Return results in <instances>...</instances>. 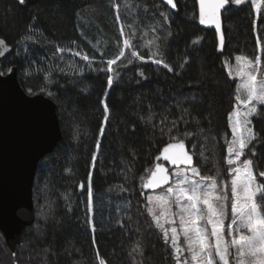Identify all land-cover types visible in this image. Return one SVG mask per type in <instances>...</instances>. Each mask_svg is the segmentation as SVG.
<instances>
[{"label": "trees", "instance_id": "obj_1", "mask_svg": "<svg viewBox=\"0 0 264 264\" xmlns=\"http://www.w3.org/2000/svg\"><path fill=\"white\" fill-rule=\"evenodd\" d=\"M119 2L123 5L124 0ZM157 2L160 8L170 11L161 0H130V10L121 7L119 12L112 0H26L25 5H19L17 0H0V38L12 48L0 68L15 67L26 93L31 88L34 95L43 94L56 104L61 130L57 146L37 166L33 186L35 222L21 234L15 256L0 233V264H99L100 259L106 264H127L126 253L136 241L142 247L144 264H175L172 249L142 207L146 202L140 195L141 185L161 150L172 142L166 129L161 134L159 121L167 108H171L170 118L175 119L182 111L176 101L188 98L185 106L196 104L193 115L199 113L196 120L200 123L193 120L180 127H188L196 134L191 142L185 141L190 151L192 142L203 146L204 154L197 151L194 160L207 174L215 175L226 168L225 137L231 139L229 115L235 111L237 93L225 63H233L237 55L252 59L259 54L256 40L264 34V0L260 13L252 9L251 1L224 11L225 46L221 53L217 51L215 32L204 30L195 22L197 0H177V12L170 11L172 23L164 24L163 29L159 28L163 17L155 6ZM30 25L35 32L28 31ZM121 28L136 33L133 44L145 57L159 45L173 72L150 61H136L131 51L125 50V57L118 63L127 66L117 69L119 76L114 77L113 86L108 89L106 73L90 70L80 56L66 50L63 60L59 59L61 54L52 59L58 47L76 49L71 43L75 40L82 54L93 60V67L106 68V64H100L101 58L107 60L123 47ZM29 34L39 43L28 42V51H24L21 38ZM156 36L160 39L155 40ZM193 40H199V44L194 45ZM45 57L49 58L46 63ZM129 58L134 61L131 65L127 63ZM185 60L188 63L181 69ZM32 61L40 62L41 67L29 66ZM69 62L83 67V75L59 74L57 66L65 68L64 63ZM138 69L144 70L147 80L137 75ZM25 72L31 75L26 76ZM46 74L52 83L45 81ZM137 80L141 82L138 84ZM47 91L55 93L57 99L47 96ZM193 96L197 97L195 102ZM102 99L110 105L111 115L94 170L93 232L87 223V193H81L78 185L81 181L87 183L91 156L97 151ZM149 105L156 117L155 128L146 121ZM259 110L262 114L251 119L253 130L264 138V105ZM179 136L184 138L182 132ZM256 147L264 156V143H257ZM125 186L127 191L121 192L120 188ZM49 204L51 214L46 218L39 215L40 208ZM117 204L121 205L119 213ZM120 217L124 223H130V229L117 225ZM46 247L51 251L45 253Z\"/></svg>", "mask_w": 264, "mask_h": 264}, {"label": "snow or ice", "instance_id": "obj_2", "mask_svg": "<svg viewBox=\"0 0 264 264\" xmlns=\"http://www.w3.org/2000/svg\"><path fill=\"white\" fill-rule=\"evenodd\" d=\"M17 2L19 5H25L26 0H17ZM112 3L118 12L121 7L130 10V0H124L123 5L119 0H112ZM162 3L169 6L171 10H178L177 0H162ZM243 4H245V0H198L199 24L214 26L219 40L218 52H223L225 46V35L222 32V11H228L233 5L241 6ZM155 6L159 10L160 17H163L159 28L163 29L164 24L171 25V12L160 8L158 2ZM251 7L255 12L260 13L262 4L260 0H251ZM35 19L33 17V22ZM116 19L117 22L121 21L119 15ZM253 30L255 31V22ZM28 31L35 32L36 29L30 25ZM153 31L156 32L157 28H153ZM135 35V32L129 33L121 28L120 38L123 41V47L119 48L117 54L111 58L107 60L101 58L100 64H106V68L93 67V60L82 54V50L79 49L75 40L71 43L76 45V49L58 47L52 59L54 60L57 54H62L66 50L74 56H80L86 62L87 68L106 73L108 89L113 86L114 77L119 76L117 69L127 66L118 63L125 57V50H130L131 57L136 61L145 63L150 61L153 65L163 66L167 68L168 72H173V68L163 58L164 53L160 51L159 45H156V51H150L147 57L140 54L137 46L133 44L132 37ZM171 36L172 33L169 30L168 37ZM158 39L160 37L156 36L155 40ZM28 42L39 43L34 35L23 36L21 43L24 44L25 51H28ZM149 43L152 44L154 41ZM192 43L199 44V40H193ZM4 44L5 41L0 39V45ZM256 49L259 54H256L252 59H246L243 55L235 56L236 70L240 80L236 86L238 102L235 105V111L229 115L231 139L225 137L227 155L224 157V163L226 168L218 170L215 175L207 174L206 170L199 166V161H194L197 151L201 156L204 154L201 150L202 145L192 142V151L186 150L185 141L191 142L196 134L189 131L188 127L181 129L180 125L187 126L193 120L197 124L200 123L199 120H196V115L199 113L193 115L197 107L196 104L187 103L185 106L188 98L177 100L176 106L182 108V111L175 119L170 118L171 108L164 109V105H160L166 113L159 121L161 134H165L166 129V134L172 142L163 148L157 160L162 159L168 162L174 170L157 163L147 181L141 185L144 190H153V194L146 195L145 191H141L140 195L146 196V204L142 207L146 208L155 227L162 231L164 243L170 244L171 256L175 264H264V156L258 153L256 147L257 143H264V138H261L253 130L251 119L262 114L258 110V106L264 105V65H262L264 34L258 36ZM132 58L128 59V65L133 64ZM48 59L45 57L44 62H48ZM59 59L63 60V55H60ZM187 63L188 61L185 60L180 68L183 69ZM31 64H36L38 69L41 67L40 62L37 61L30 62L29 66ZM68 68L70 71L57 66V71L66 77L83 75L85 71L83 67L73 64H69ZM13 71L12 67L0 68V76L11 75ZM25 75H31V73L25 72ZM137 75L142 80L148 79L143 69H138ZM229 77L232 78L231 72H229ZM44 79L48 83H52L47 74ZM136 82L139 84L141 80ZM61 86L63 87V85ZM27 94L34 95L33 90L27 89ZM46 95L57 99L56 94L52 91H47ZM191 99L195 102L197 97L193 96ZM100 104L103 106V119L99 125V136L96 139L97 151H94L91 156L87 183L81 181L78 185L81 193H87V223L93 232L95 231L93 221L94 170L101 148V138L106 134L111 115V107L106 99H102ZM141 119L145 120V117L142 116ZM155 119V114L149 105L146 121L152 123L155 128L157 126ZM200 131L203 132L204 129L201 128ZM181 132L183 139L179 136ZM156 189L163 190L156 193ZM120 191H127V186L121 187ZM64 199L67 201L68 196L65 195ZM116 207L119 213L121 205L117 204ZM68 211H72L70 206ZM51 212L52 208L49 204L46 208L45 206L40 208L39 215L46 218ZM131 220L132 217L129 215L128 221ZM116 223L120 228L130 229V223H124L122 217L118 218ZM165 225H169V227L165 228ZM181 236L184 246L180 244ZM92 243L95 247L96 241L93 240ZM43 251L48 253L51 249L46 247ZM126 256L127 264H144V253L139 241L132 244ZM137 256L141 259L137 260ZM99 264H106V261L100 259Z\"/></svg>", "mask_w": 264, "mask_h": 264}, {"label": "water", "instance_id": "obj_3", "mask_svg": "<svg viewBox=\"0 0 264 264\" xmlns=\"http://www.w3.org/2000/svg\"><path fill=\"white\" fill-rule=\"evenodd\" d=\"M165 6L172 13L177 12ZM197 10L196 24L215 32L214 26L199 24L198 0ZM11 51L6 42L0 45V66ZM12 68L11 75L0 76V233L14 253L23 231L35 222L33 186L37 166L57 146L61 130L56 104L43 94L29 96L19 83L17 69ZM186 150L191 152L187 145ZM157 163L173 169L162 159ZM142 190L146 194L153 192ZM159 190L162 189L155 191Z\"/></svg>", "mask_w": 264, "mask_h": 264}, {"label": "rangeland", "instance_id": "obj_4", "mask_svg": "<svg viewBox=\"0 0 264 264\" xmlns=\"http://www.w3.org/2000/svg\"><path fill=\"white\" fill-rule=\"evenodd\" d=\"M249 1H251V0H245V3H247V2H249ZM260 2H262V0H260ZM23 50L25 51V47H23ZM62 55V54H61ZM74 56V55H73ZM78 57V56H77ZM81 59V58H80ZM247 59V58H246ZM82 60V59H81ZM69 64H71V62H69V63H64V67L65 68H68V65ZM225 67H226V70H227V72H228V74H229V72H231L232 73V80H234L235 81V83H236V86H237V84H239L240 83V80H239V77H238V74H237V65H236V61H234L233 63H225ZM91 70V69H90ZM259 78V77H258ZM238 95V94H237ZM238 102V101H237ZM259 106H261V105H259ZM259 106H258V110H259ZM172 170H174V169H172ZM163 190V189H162ZM162 190H159V191H155L156 193H159V192H161ZM148 194H153V192H150V193H148ZM148 194H146V195H148ZM145 202H146V196H145ZM169 227V225H165V228H168ZM160 230V229H159ZM161 231V230H160ZM161 233H162V231H161ZM163 234V233H162ZM180 244H181V246H184L183 245V237L181 236V238H180ZM169 246H170V244H169ZM171 248V247H170ZM185 255H187V254H185ZM190 259V258H189Z\"/></svg>", "mask_w": 264, "mask_h": 264}]
</instances>
